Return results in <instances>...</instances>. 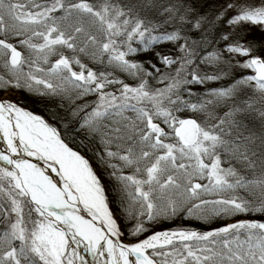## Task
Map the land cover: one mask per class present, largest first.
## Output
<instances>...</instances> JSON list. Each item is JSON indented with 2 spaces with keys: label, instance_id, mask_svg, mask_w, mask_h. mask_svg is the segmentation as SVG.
<instances>
[{
  "label": "snow or ice",
  "instance_id": "1",
  "mask_svg": "<svg viewBox=\"0 0 264 264\" xmlns=\"http://www.w3.org/2000/svg\"><path fill=\"white\" fill-rule=\"evenodd\" d=\"M0 264H264V0H0Z\"/></svg>",
  "mask_w": 264,
  "mask_h": 264
},
{
  "label": "trees",
  "instance_id": "2",
  "mask_svg": "<svg viewBox=\"0 0 264 264\" xmlns=\"http://www.w3.org/2000/svg\"><path fill=\"white\" fill-rule=\"evenodd\" d=\"M187 223V221H185ZM198 227H201V225L197 224Z\"/></svg>",
  "mask_w": 264,
  "mask_h": 264
}]
</instances>
